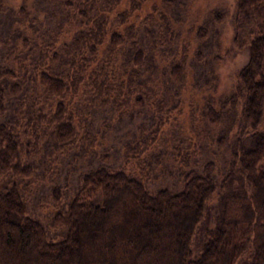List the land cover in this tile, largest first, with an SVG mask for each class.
Instances as JSON below:
<instances>
[{
    "label": "trees",
    "instance_id": "trees-1",
    "mask_svg": "<svg viewBox=\"0 0 264 264\" xmlns=\"http://www.w3.org/2000/svg\"><path fill=\"white\" fill-rule=\"evenodd\" d=\"M51 2L59 21L39 26L49 38L8 35L0 44V264H264V0H234L230 44L247 56L235 90L206 94L199 105L204 124L225 122L212 140L227 157L194 165L199 134L173 142L177 184L152 189L145 181L156 163L146 155L166 135L167 98L179 95L189 61L185 44L174 42L173 0ZM11 8L16 22L35 19L23 1ZM211 16L220 20L223 11L212 8ZM65 23L74 27L60 35ZM204 33L195 27L196 39ZM200 55L196 45L191 58ZM103 107L115 117L144 110L149 118L120 144L117 162L88 120ZM80 151L94 164L67 192L49 185L31 210L36 186Z\"/></svg>",
    "mask_w": 264,
    "mask_h": 264
},
{
    "label": "rangeland",
    "instance_id": "rangeland-1",
    "mask_svg": "<svg viewBox=\"0 0 264 264\" xmlns=\"http://www.w3.org/2000/svg\"><path fill=\"white\" fill-rule=\"evenodd\" d=\"M20 1L26 4L28 12L35 19H25L22 22L15 21L8 8L13 7L11 8L13 10ZM150 1L159 5L160 0ZM2 3L6 5L7 9L0 11V44L5 41L8 35L14 36L15 41L21 34L25 36L28 34L38 36L40 34L44 38H49V32L44 33L39 26L49 30L55 27L59 21V12L56 11L51 0H2ZM146 5L145 2L141 11L146 9ZM170 8L172 28L176 33L174 42L178 41L185 44L189 61L187 77L180 88L179 95L167 98L170 108L165 111V117L168 121L161 124L163 134L166 135L159 139V142L154 145L155 147L146 155L151 164L156 163L152 166L151 174L145 181V185L149 189L158 185L174 187L177 184L179 165L181 164L175 160L177 153L171 145L173 142L183 145L187 140H194L195 133L199 134L200 153L194 163L191 161L194 165L205 159H212L221 164L222 160L227 157L226 148L216 145L212 140L214 133L220 132L225 122L222 120L223 122L217 125L204 124L199 118V105L202 100L201 97L206 94L220 98L229 91L235 90L236 71L247 56L246 47L236 50L230 44L235 9L234 0H173ZM212 8H219L223 11L220 20L212 18ZM199 24L205 26V36L196 39L194 29ZM73 27V23H65L59 34L65 35L71 32ZM196 45L201 51L199 60L191 58ZM1 51L0 49V60ZM154 59L161 63L164 57L156 53ZM202 77H206L207 86L200 85L202 84ZM189 116L190 118L192 116V125L189 122ZM0 119H2L1 115ZM88 120L91 129L96 131L97 138L111 153L114 162H117L120 144L134 135L138 123L141 121H144L143 123L149 122L144 110H132L123 116L115 117L108 107L91 109ZM259 126L264 128V110ZM232 130L230 131L232 132ZM100 131L102 132L101 137ZM228 140L230 141L231 138ZM97 148L100 149V147ZM46 149L47 146L44 149L45 152ZM155 159L156 162H154ZM94 162L95 156L93 154L81 151L62 157L52 180L40 182L36 186L28 203L31 210L37 209L38 199L42 195H47L49 185L58 183L64 188L63 191L67 192L75 184L78 172L90 167ZM213 203L214 198L208 204V210L202 220L203 224L208 225L211 221ZM45 206L47 209L49 208V205L42 203L40 210Z\"/></svg>",
    "mask_w": 264,
    "mask_h": 264
}]
</instances>
